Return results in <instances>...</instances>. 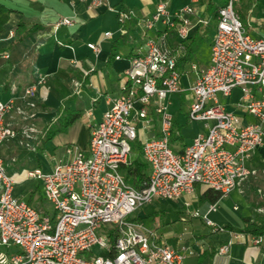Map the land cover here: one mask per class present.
Listing matches in <instances>:
<instances>
[{
  "label": "built area",
  "instance_id": "1",
  "mask_svg": "<svg viewBox=\"0 0 264 264\" xmlns=\"http://www.w3.org/2000/svg\"><path fill=\"white\" fill-rule=\"evenodd\" d=\"M106 1L90 0L89 7ZM199 1L189 0L176 9L160 1L146 17H138L130 7H114L121 31L132 18H137L144 30L153 29L158 22L165 29L147 36L145 52L134 56L124 70L121 94L111 99L101 120L92 126L87 151L68 146V159H59L52 170L27 172L28 177L41 180L52 213L39 211L15 194V179L0 154V244L18 248L11 254L0 251V264H184L194 249L185 245L175 248L160 240L155 230L132 219L138 208L153 197L176 200L191 194L196 184L224 197L257 172L249 161L264 145V95L255 94L264 90V17L257 22L262 33L256 37L246 31L235 9L239 0L219 4L209 63L201 70L193 64L196 77L182 88L177 61L183 48H171L166 38L173 29L185 40L194 25L191 16H195V24L209 22L199 13ZM72 23L71 17L64 16L54 26ZM104 35L110 37L112 32L107 30ZM88 46L99 50L94 42ZM42 82L44 78L28 85L21 98L35 95ZM235 88L241 92L236 105L252 117L250 121L225 107L218 97H230ZM184 90L193 96L188 117L203 122L207 131L197 133L181 151H175L170 145V96ZM26 101V105L35 106ZM152 105L160 116V134L142 142L151 169L136 187L126 180L121 167L130 163L137 127L140 122L149 125ZM12 110L24 118L32 115L14 97L0 99V146L17 135L7 119ZM258 191L264 195V190ZM208 207L205 212L195 208L191 214L202 215L213 231H224V225L207 217L216 203ZM105 224L111 226L104 229ZM238 238L243 234L235 233L220 246V252L227 251ZM262 240L264 234L252 237L254 243Z\"/></svg>",
  "mask_w": 264,
  "mask_h": 264
},
{
  "label": "crops",
  "instance_id": "2",
  "mask_svg": "<svg viewBox=\"0 0 264 264\" xmlns=\"http://www.w3.org/2000/svg\"><path fill=\"white\" fill-rule=\"evenodd\" d=\"M188 1L168 0V4L171 9H175L186 5ZM212 1L216 7L224 2ZM242 1L244 10L237 11L244 24L248 25V32L257 37L262 33L257 22L259 18L264 17V7L261 13L256 0L253 5H247L244 0ZM159 2L155 4L152 0H108L104 5L91 8L90 0H0V99L6 101L14 97L19 105L32 114L27 118L16 110L7 114V119L16 129L17 135L0 146V154L9 164L8 172L15 179V194L39 211L52 213L53 208L45 198L41 180L28 177L26 170L35 168H40L44 172L52 170L59 159H68L66 152L68 146H77L87 151L92 126L101 120L111 99L121 94V86L125 82L124 70L134 56L145 52L147 36H155L165 29L164 25L158 22L153 29L144 30L138 24L137 18H132L126 22L125 30L121 31L114 7L121 5L130 7L138 17H146L155 11ZM198 8L200 15L208 17L209 22L206 25L195 24L196 18L191 16L194 25L188 37L197 40L196 43L198 41L201 43L195 45V53L191 59L178 66L181 72V87L183 72L191 74L184 75V88H187L196 77L192 69L193 64L199 70L208 65L215 32L216 16L207 9L204 0L199 1ZM64 16L71 17L73 23L55 28V23ZM20 21L29 25L37 24L39 27L18 41L16 34ZM107 30L112 32L110 37L104 35ZM205 40L208 42L206 48L203 44ZM88 42L97 44L99 50L91 49ZM166 42L173 49L183 48L180 56L184 53V40L179 38L176 30H168ZM6 53L9 54L8 57L5 56ZM86 71L88 72L85 73ZM41 78H44V82L35 95L22 99L23 90ZM77 81L79 85L76 84ZM234 90L222 103L240 114L244 121L252 120L244 109L236 105L241 92L239 90L237 97L233 99ZM181 92L184 94L181 95ZM178 93L177 101L174 100L176 94L170 96L169 106L173 115L170 145L175 151H181L197 133L207 131L203 122L191 120L187 115L193 99L191 92L184 90ZM255 94L264 95V90H257ZM26 100L34 102L35 106L26 105ZM186 101L189 103L183 110L185 107L183 103ZM73 117L74 119L64 126V123ZM149 117L151 119L149 125L143 126L140 122L137 127L136 139L140 140L141 148H133L134 140L130 154V163L139 156L147 164L144 178L148 176L151 168L143 156L142 142L145 138L160 134V116L153 105L150 107ZM188 126L192 128L189 141L185 133ZM175 134L178 137L172 139ZM249 164L264 171V145L255 152ZM126 165L128 164L122 165L121 171L127 180ZM258 181L262 183L264 179L260 177ZM141 183L142 181L140 185ZM240 186L228 194L232 197L235 221H232V218L220 219V222L225 223L223 225L230 224L233 229L213 231L202 215L195 217L191 214L189 211L191 207L193 210L196 208L205 212L212 203L204 197L207 188L200 184H196L191 194L169 200L174 203L172 212L179 213L176 218H168L171 208H168V213L163 215L160 223L149 221L151 212L140 211L133 217H146L145 222L141 221L142 224L155 230L160 240H165L173 247L180 248L184 245L192 247L194 253L184 259V264H264V240L254 243L252 241L254 234L240 231L246 224L242 220L243 217L264 214V195L256 191L257 188L250 179H245ZM221 198L215 201L216 208ZM187 201L189 206L186 205ZM216 208L209 211L207 216ZM185 210L188 212L186 218ZM153 211L156 213L158 210ZM193 217L198 218L196 222L193 221ZM185 221L191 222L196 229L188 230L183 224ZM235 233L243 234V238L235 239L227 251L220 252V246ZM5 247L9 249L8 246ZM13 248L15 251L18 249L16 246Z\"/></svg>",
  "mask_w": 264,
  "mask_h": 264
},
{
  "label": "rangeland",
  "instance_id": "3",
  "mask_svg": "<svg viewBox=\"0 0 264 264\" xmlns=\"http://www.w3.org/2000/svg\"><path fill=\"white\" fill-rule=\"evenodd\" d=\"M152 1L155 4L157 2H159V1H166V2H168V0H152ZM182 1L186 2L188 0H182ZM256 1L258 2V5H259V8L258 9L262 13V9L264 7V0H256ZM244 2H246L247 5L248 4L253 5L254 2H255V0H244ZM243 6H244L243 5V1L242 0L241 1H238L235 4V9L236 10H239V9L244 10L243 9ZM263 12H264V9H263ZM244 27L246 28V31H248V29H249L248 28V25H245ZM203 44H204V48H206L207 47V44H208L207 40H205L203 42ZM185 74H186V72H183L182 77H181L182 78V80H181L182 88H184L183 86L185 85V82H184V79H185V76L184 75ZM186 75L188 76V75H191V74L190 73L189 74L187 73ZM238 93H239V89H235L234 90V93H233V99L237 97ZM174 94H176V93H174ZM180 94L183 95L184 92H181ZM178 96H179V93L177 92V94L175 95V98L176 99H174L175 101H177ZM219 97H220L221 102H225V100H226L225 96H223L221 94V96H219ZM188 103H189L188 101H186L185 104L183 103V107L185 105V107L183 108V110L185 108H187L186 106H188ZM185 133L188 136V137H186V139H187V141H189V139H190V137L192 135V128H191V126H188L187 128H185ZM5 164H6L7 168H10V167H8L9 164L6 163V161H5ZM29 170L30 169H27L26 171L28 172ZM260 177H262L264 179V171L258 169L256 173H254L249 178H247L248 180L250 179V180L253 181L254 187L257 188L256 189L257 192H258L259 188L261 190H264V182L260 183V181H258V179ZM240 187H242V186H240ZM231 198L232 197L230 195H228V196L222 197L219 200V202L217 204L216 210L214 212H212L209 216H207L210 219V221H213V223L217 224L218 226L225 224L224 222H220V219H223V218H232V221H235L234 220L235 215H234L233 210H232V202L233 201H232ZM168 208H171V211H170L171 213H168V211H169ZM172 208H174V203L172 201L162 200V199H160L158 197H153V199L151 201L145 203L143 206H141L140 208H138L137 212H140V211L143 212V213H149V212H151L152 215H150V217H148L149 221H156V222H159L160 223L161 220L166 215V213H168V218L169 219H171L172 217H175L176 218L179 215V213L172 212V211H174V209H172ZM153 210H158V211H155L156 213H153L154 212ZM194 210H193L192 207L189 209V211H191V212H193ZM187 214H188V212H187V210H185L184 211V217H185V215L187 216ZM197 219L198 218L193 217V221L196 222ZM183 224H184V226L187 227L188 230H190L192 228H195L196 229V227L192 226L191 222H189V221H187V222L185 221ZM110 226H111L110 224H105L103 226V228L104 229H108ZM97 232L99 233L100 230H97ZM8 247H9V249L6 248L3 245H0V251H5V252H7L9 254H11V253H13L15 251L14 248H13L14 246L13 247L8 246ZM86 257H89V254H87Z\"/></svg>",
  "mask_w": 264,
  "mask_h": 264
},
{
  "label": "trees",
  "instance_id": "4",
  "mask_svg": "<svg viewBox=\"0 0 264 264\" xmlns=\"http://www.w3.org/2000/svg\"><path fill=\"white\" fill-rule=\"evenodd\" d=\"M204 1L206 3L207 9L214 14L213 16H216L217 7L214 4V2L212 0H204ZM38 27L39 26L37 24L29 25L28 23L24 21H20V23H18L17 25V34H16L17 40L20 41L24 39L30 33L34 32ZM196 42L197 40H193L192 37H187L184 40L185 51L179 57L177 61L178 66L184 65L189 59H191V57L195 53V50H194L195 45H199V43H201L200 41H198V43ZM73 119L74 117L68 120L66 123H64V126H66ZM175 137H178V136H176L175 134L172 137V139ZM133 148L134 149L141 148V142L139 139L135 140V142L133 143ZM146 166L147 164L143 161L141 157L138 156L137 158H135L130 164L125 166V174H126L127 180L133 185L139 186L140 182L143 180L144 176L146 175V169H145ZM204 197L208 201L214 203L216 200L220 198V193L212 189H207L206 191H204ZM132 219L140 221V223L141 221L142 222L146 221V217L144 218L143 217H132ZM242 220H244L246 224L243 228L240 229V231L249 232L254 235L264 234V214H257L254 217H250V216L243 217ZM224 227L233 229V227L230 224L224 225Z\"/></svg>",
  "mask_w": 264,
  "mask_h": 264
},
{
  "label": "water",
  "instance_id": "5",
  "mask_svg": "<svg viewBox=\"0 0 264 264\" xmlns=\"http://www.w3.org/2000/svg\"><path fill=\"white\" fill-rule=\"evenodd\" d=\"M205 208V207H204ZM204 208H202V211H204Z\"/></svg>",
  "mask_w": 264,
  "mask_h": 264
}]
</instances>
